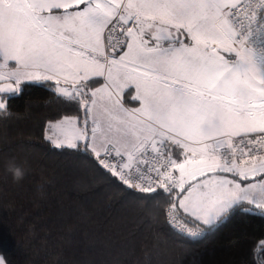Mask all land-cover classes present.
<instances>
[{
  "label": "snow or ice",
  "instance_id": "snow-or-ice-1",
  "mask_svg": "<svg viewBox=\"0 0 264 264\" xmlns=\"http://www.w3.org/2000/svg\"><path fill=\"white\" fill-rule=\"evenodd\" d=\"M22 81L70 102L46 139L128 188L206 225L264 209V0H0V93Z\"/></svg>",
  "mask_w": 264,
  "mask_h": 264
},
{
  "label": "trees",
  "instance_id": "trees-1",
  "mask_svg": "<svg viewBox=\"0 0 264 264\" xmlns=\"http://www.w3.org/2000/svg\"><path fill=\"white\" fill-rule=\"evenodd\" d=\"M0 95L7 106L0 110L5 264H264V209L243 202L206 225L177 205L203 231L199 239L184 237L165 214L179 190H132L91 153L57 149L46 139L49 122L70 104L52 82L22 81L19 91ZM13 161L26 170L19 182L7 171Z\"/></svg>",
  "mask_w": 264,
  "mask_h": 264
},
{
  "label": "built area",
  "instance_id": "built-area-1",
  "mask_svg": "<svg viewBox=\"0 0 264 264\" xmlns=\"http://www.w3.org/2000/svg\"><path fill=\"white\" fill-rule=\"evenodd\" d=\"M115 159V157H113ZM142 168H145V166H141ZM153 178H155V173H152ZM131 189V188H130ZM160 189V188H157ZM135 191H139L137 189H132ZM178 189L174 190L173 192H176ZM172 203L168 204L166 207V218L168 220L169 226L174 230L175 232L179 233L180 235L187 237L189 239H199L203 235V231L194 225L193 223L186 220L183 216L180 215V212L176 209L172 215L175 216V221L172 220V217L169 215V209Z\"/></svg>",
  "mask_w": 264,
  "mask_h": 264
},
{
  "label": "clouds",
  "instance_id": "clouds-1",
  "mask_svg": "<svg viewBox=\"0 0 264 264\" xmlns=\"http://www.w3.org/2000/svg\"><path fill=\"white\" fill-rule=\"evenodd\" d=\"M7 171L12 175L13 180L16 182L22 180L26 174L25 168L16 164L14 161L9 163Z\"/></svg>",
  "mask_w": 264,
  "mask_h": 264
},
{
  "label": "crops",
  "instance_id": "crops-1",
  "mask_svg": "<svg viewBox=\"0 0 264 264\" xmlns=\"http://www.w3.org/2000/svg\"><path fill=\"white\" fill-rule=\"evenodd\" d=\"M0 99H2V100H4L5 102H6V100L5 99H3V97L0 95ZM127 99V98H126ZM126 106H128V107H138L139 105H138V103L137 102H131V103H127L126 102ZM55 123V122H54ZM258 198V197H257ZM240 203H243V202H240ZM240 203H238V204H240ZM253 205H255L254 203H252ZM178 207H179V199H178ZM237 205V204H236ZM233 206H235V205H233ZM256 206V205H255ZM179 210L182 212V213H184V214H186L184 211H183V209H180L179 208ZM186 215H188L190 218H192V219H194V220H196L194 217H192L190 214H186ZM196 221H198V222H200V223H203L202 221H200V220H196ZM0 258H2L1 257V255H0Z\"/></svg>",
  "mask_w": 264,
  "mask_h": 264
},
{
  "label": "rangeland",
  "instance_id": "rangeland-1",
  "mask_svg": "<svg viewBox=\"0 0 264 264\" xmlns=\"http://www.w3.org/2000/svg\"><path fill=\"white\" fill-rule=\"evenodd\" d=\"M19 90H20V85H19L18 91H19ZM177 193H178V192H176V193H175V195H177ZM256 195H257V197L259 196V194H258V193H257ZM180 198H182V195H181V196H179V199H180Z\"/></svg>",
  "mask_w": 264,
  "mask_h": 264
},
{
  "label": "water",
  "instance_id": "water-1",
  "mask_svg": "<svg viewBox=\"0 0 264 264\" xmlns=\"http://www.w3.org/2000/svg\"><path fill=\"white\" fill-rule=\"evenodd\" d=\"M17 90H14V91H11V92H4V93H10V94H12V93H15ZM2 94V93H1Z\"/></svg>",
  "mask_w": 264,
  "mask_h": 264
}]
</instances>
